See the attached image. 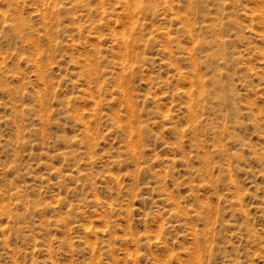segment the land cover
<instances>
[{
  "label": "rangeland",
  "instance_id": "rangeland-1",
  "mask_svg": "<svg viewBox=\"0 0 264 264\" xmlns=\"http://www.w3.org/2000/svg\"><path fill=\"white\" fill-rule=\"evenodd\" d=\"M0 264H264V0H0Z\"/></svg>",
  "mask_w": 264,
  "mask_h": 264
}]
</instances>
